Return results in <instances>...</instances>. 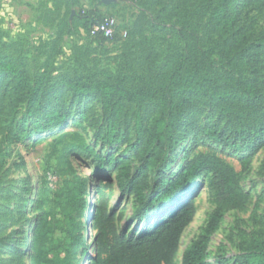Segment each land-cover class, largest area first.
<instances>
[{"label": "trees", "instance_id": "obj_1", "mask_svg": "<svg viewBox=\"0 0 264 264\" xmlns=\"http://www.w3.org/2000/svg\"><path fill=\"white\" fill-rule=\"evenodd\" d=\"M245 5L246 0H191L188 7L179 5L177 14L172 15L178 24L179 44L166 43L159 59L146 42L136 41L115 57L112 70L97 67L94 58L84 59L80 53L68 70L59 71L53 66L55 47H51L42 70L31 74L18 52L0 51V75L15 81V98L8 99V105L0 100V129L10 131L14 138L33 135L32 129L25 133L23 121L37 113L40 101L59 86L76 100L87 96L98 99L102 122L94 137L111 149L124 140L119 130L124 112L136 106L135 141L119 157L98 152L75 131H65L51 141L37 181L36 214L32 220L27 219L26 206L22 205L21 217L33 222L28 264H80L92 247L89 264H175L181 236L196 214L195 201L188 196L194 181L203 174L209 175L214 206L182 251L180 264H210L206 258L211 236L226 212L245 206L248 194L232 169L213 154L192 156L173 177L165 172L172 164L170 156L184 129L181 118L194 104L225 120L220 131L208 125L199 130L224 148L242 151L243 171L264 146V90L258 66L264 55V34L253 36L243 25L241 13ZM80 12L85 14L81 26L87 31L92 23L103 19L96 8L80 7ZM203 18L210 33L224 40L231 68H214L218 45H206L199 38L198 25ZM18 91L22 94L17 95ZM147 104L159 108L149 128L144 127L140 114V108ZM18 107L24 110L20 119L16 118ZM68 117L61 105L54 107L37 123V130H51ZM74 149L93 157L96 170L108 166L116 173L120 195L132 197L128 215L124 206L109 208L106 196L96 189L92 243L86 242V225L82 221L92 206L86 200L88 180L75 174L66 161L67 153ZM3 164L0 153V169ZM48 171L58 178L54 186L45 181ZM1 210L2 205L0 214ZM218 264L228 263L221 259ZM233 264H264V238L252 235L247 246H240Z\"/></svg>", "mask_w": 264, "mask_h": 264}, {"label": "rangeland", "instance_id": "obj_2", "mask_svg": "<svg viewBox=\"0 0 264 264\" xmlns=\"http://www.w3.org/2000/svg\"><path fill=\"white\" fill-rule=\"evenodd\" d=\"M7 5L0 3V51L18 52L22 62L26 63L32 73L40 72L51 47H55L53 56L54 68L68 70L73 65L77 54L84 59H95L97 67L112 70L116 65L115 57L129 44L136 41L146 42L158 54L163 56L166 43L175 42L178 24L175 21L178 8L188 7L191 0H9ZM45 1V2H44ZM244 1V0H241ZM80 7L98 9L102 18H112L116 22V34L112 38L102 39L91 35L81 23L84 13H78ZM242 23L250 30L251 35L264 34V0H246L241 13ZM198 35L206 45L217 42L216 54L213 56L214 68L229 69L231 66L225 57L224 40L210 33L206 18L199 22ZM132 32V37L129 32ZM125 32V34H123ZM55 41L54 46H52ZM137 47H139L137 45ZM87 53V54H86ZM88 56H86V55ZM51 60V58H50ZM51 62V61H50ZM264 90V55L258 64ZM22 92L18 91L17 95ZM15 98V81L10 76L0 75V100L4 105ZM11 99V100H8ZM62 106L69 115L60 126L40 132L37 123L42 121L50 109ZM23 109L18 107L16 118L20 119ZM136 106L132 105L124 112L119 121V130L123 142L115 149L102 146L94 137L97 127L102 122L101 107L95 96L82 97L76 100L62 86L56 87L40 101L37 113L23 121L25 133L34 132L29 137L14 138L11 132L0 129V153L4 164L0 169V264H28L29 239L31 238L32 221L21 217L22 205H25L26 217L32 220L36 214L37 181L43 173L45 155L51 141L65 131L77 132L86 143L98 152L119 157L124 154L127 145L135 141L134 119ZM159 113L158 106L147 104L140 108L144 127L149 128ZM184 129L179 136L175 153L170 156L172 164L165 175L173 177L181 166L192 156L213 154L225 162L234 172L239 184L248 194V201L242 209L225 213L218 229L211 236L207 261L218 264L225 259L233 264L240 246H247L252 235L264 238V146L252 157L247 171L242 170L240 156L242 151L224 148L221 144L207 139L199 128L208 125L220 131L225 120L217 113L201 105L189 106L180 121ZM15 130V126L12 127ZM194 130V131H192ZM192 131V132H191ZM66 161L75 174L88 180L86 200L91 203V214L86 210L82 221L86 225L85 239L92 243L95 230L89 229L93 205L97 200L96 189L106 196V205L119 209L124 206L130 214L132 197L120 195L116 185V173L108 166L96 170L93 157L80 150H72L66 155ZM54 160H51L53 163ZM45 181L54 186L58 178L45 173ZM189 199L196 204V214L185 228L175 255V264H180V256L187 245L195 238L198 229L206 220L207 214L214 206L212 192L209 188V175H200L193 184ZM24 199H27L24 202ZM28 222V223H27ZM92 226V224H91ZM93 247L80 264H89ZM21 253V254H20Z\"/></svg>", "mask_w": 264, "mask_h": 264}, {"label": "built area", "instance_id": "obj_3", "mask_svg": "<svg viewBox=\"0 0 264 264\" xmlns=\"http://www.w3.org/2000/svg\"><path fill=\"white\" fill-rule=\"evenodd\" d=\"M88 32L93 36L101 35L105 38H112L116 34V22L112 18H103L100 21L92 23Z\"/></svg>", "mask_w": 264, "mask_h": 264}, {"label": "bare ground", "instance_id": "obj_4", "mask_svg": "<svg viewBox=\"0 0 264 264\" xmlns=\"http://www.w3.org/2000/svg\"><path fill=\"white\" fill-rule=\"evenodd\" d=\"M173 207H171V209H172ZM170 209V210H171ZM91 210H92V208H88V214H91ZM91 218V217H90ZM90 221H91V219H90ZM93 227L91 226V224H90V226H89V229H92ZM30 240V239H29ZM29 242V241H28ZM29 262V261H28Z\"/></svg>", "mask_w": 264, "mask_h": 264}, {"label": "crops", "instance_id": "obj_5", "mask_svg": "<svg viewBox=\"0 0 264 264\" xmlns=\"http://www.w3.org/2000/svg\"><path fill=\"white\" fill-rule=\"evenodd\" d=\"M9 3L10 1L9 0H0V3H1V5H7L6 3L7 2ZM99 10H100V7H97Z\"/></svg>", "mask_w": 264, "mask_h": 264}]
</instances>
